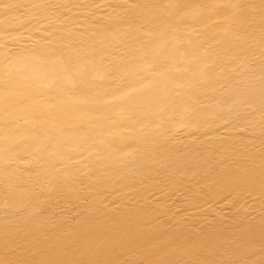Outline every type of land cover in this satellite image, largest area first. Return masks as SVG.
Returning a JSON list of instances; mask_svg holds the SVG:
<instances>
[{"label": "bare ground", "instance_id": "6f19581e", "mask_svg": "<svg viewBox=\"0 0 264 264\" xmlns=\"http://www.w3.org/2000/svg\"><path fill=\"white\" fill-rule=\"evenodd\" d=\"M0 264H264V0H0Z\"/></svg>", "mask_w": 264, "mask_h": 264}]
</instances>
